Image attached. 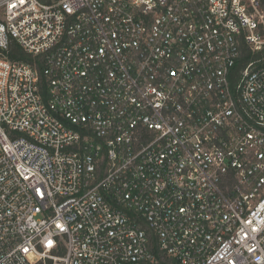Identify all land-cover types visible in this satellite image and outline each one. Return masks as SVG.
Masks as SVG:
<instances>
[{
  "label": "built area",
  "instance_id": "2783aa9c",
  "mask_svg": "<svg viewBox=\"0 0 264 264\" xmlns=\"http://www.w3.org/2000/svg\"><path fill=\"white\" fill-rule=\"evenodd\" d=\"M42 57H7L11 41ZM262 0H0V264H264Z\"/></svg>",
  "mask_w": 264,
  "mask_h": 264
},
{
  "label": "trees",
  "instance_id": "16d2710c",
  "mask_svg": "<svg viewBox=\"0 0 264 264\" xmlns=\"http://www.w3.org/2000/svg\"><path fill=\"white\" fill-rule=\"evenodd\" d=\"M264 5V0H262ZM242 54L243 56L240 58L239 62L232 70V83L235 84L239 80V76L241 71L245 68L246 64L251 59H256L257 57L264 55V52L259 54H253L249 47L246 45L242 46ZM7 57L14 62H25L31 64L39 71L41 75V88L43 97L47 100L49 97V80L44 75L45 64L42 60V57H34L33 55L25 52L21 46L15 41L12 40L10 44V51L7 54ZM143 228L147 230V234L149 237V248L155 254L158 264H177L174 259L167 257L161 250L159 246V240L157 236L152 232L147 224H143Z\"/></svg>",
  "mask_w": 264,
  "mask_h": 264
}]
</instances>
